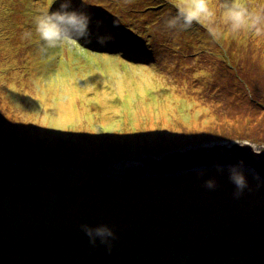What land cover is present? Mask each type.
Wrapping results in <instances>:
<instances>
[{
	"label": "rangeland",
	"instance_id": "1",
	"mask_svg": "<svg viewBox=\"0 0 264 264\" xmlns=\"http://www.w3.org/2000/svg\"><path fill=\"white\" fill-rule=\"evenodd\" d=\"M90 2L100 5V0ZM170 2L174 5V0H115L114 7L106 9L111 20L98 14L101 9L93 10L88 5L83 10L92 17L93 33L95 21L102 20L101 34L111 33L113 39L100 45L93 36L91 47L80 41L42 54L34 26L28 25L40 10H55L59 0H0V6L7 10L5 14L0 11V68L5 71L0 78V139L4 138L10 147H0V179L10 172L4 181L20 188L12 194L0 187V203L9 213L3 219L43 231L55 227L58 217L43 218L47 220L45 225L28 227L27 218L22 217L27 207L34 210L53 203L57 209L68 211L62 214L63 224L60 223L66 233L55 236L34 231L27 234L16 228L14 232L21 239L14 240L7 236L8 230L0 221V264H22L18 263L21 258L24 264H185L186 259L176 256L177 249L187 243L193 247L190 236L194 237V232L188 233L197 225L194 220L181 227L185 243L173 234L165 237L160 230L156 236L148 233L138 238L135 233H122V229H133L134 225L129 226L131 221L134 223L132 217L152 216L153 209L162 210L163 218H173L174 213L168 214L173 211L179 214V202L190 197L188 192H181L183 183L179 182L188 169L224 166L225 177H215L219 190L223 184H232L227 174V165L234 164L231 160H250L264 154V35L231 33L219 23L220 0H210V7L218 14L217 37L201 24L187 30H169L164 20L176 13L175 7L170 10ZM241 3L253 11L264 8V0ZM72 6L80 8V0H72ZM113 20L119 26L110 29ZM29 31L30 38L25 36ZM201 34H207L204 51L196 41ZM212 37L218 42L213 43ZM233 44L242 55L231 62L243 66L221 77L215 68L217 63H223L224 55L217 51V59L211 49L220 46L218 49L223 51ZM130 55L138 59H130ZM15 83L17 87L12 90ZM182 105L193 108L192 122L180 119V123H170V117H176L174 113ZM168 125V131L160 129ZM206 127L210 135L202 132ZM234 133L239 135L233 137ZM160 141L164 144L161 150ZM228 141L229 147L231 143L236 145H226L223 150L216 147ZM252 144L260 149L259 154L253 151ZM51 154L58 158H45ZM160 158L163 161H158ZM65 161L75 171L71 172L73 177L58 176L53 183L69 191L55 195L33 185L31 196L37 199L20 196L28 191L25 179L34 183L40 178V170L35 168L43 164L53 171ZM247 163L246 171L254 170L264 181V171ZM28 165L35 170L24 168ZM84 173L88 175L83 180ZM146 175L163 178L158 181L161 184L148 187L152 180L138 181ZM208 178L211 177L199 179V186ZM110 179L117 183L108 184ZM73 211L90 217L86 222L91 227L106 224L112 228L116 239L111 251L99 238L95 246L90 244L88 237H82V229H77L78 236H70L72 224L66 220ZM258 221H264V208ZM206 226L210 224H203ZM211 237H216L212 230ZM46 240L54 246L35 245ZM167 249L176 257L169 259ZM47 256L57 258L50 260Z\"/></svg>",
	"mask_w": 264,
	"mask_h": 264
},
{
	"label": "trees",
	"instance_id": "2",
	"mask_svg": "<svg viewBox=\"0 0 264 264\" xmlns=\"http://www.w3.org/2000/svg\"><path fill=\"white\" fill-rule=\"evenodd\" d=\"M206 36L207 34H201L196 38L198 45H201L203 51L205 50L204 37ZM212 42L217 43L218 41L212 37ZM218 48H220V46H218L215 50L211 49V54H214L217 59H218V54L220 55L221 53L222 56L224 55V57L222 58L223 63H217L219 66H216L215 68V71L219 76L222 75L221 77H225L226 75H228L226 73L228 70H235L236 67L237 70H240L242 68L243 64L241 65L240 63L233 64L231 62L233 58L241 57L242 55L241 49H239L234 44L227 46L226 49L223 51ZM217 51H219L220 53L219 52L217 53ZM199 54L205 55L204 52H200ZM228 58H230V60H226ZM247 59L250 60L251 57L248 56ZM232 74H235V71H233ZM17 82L18 81H16V83ZM16 83L15 85L17 86ZM200 107L203 106L200 105ZM192 110L193 108L187 107V105L180 106L177 109V111H175L174 113L176 117L173 115L172 117H170L169 119L170 123H175V122L180 123V119L182 122L186 121V123L188 122L191 123L192 122L191 118L193 113ZM184 125L191 126V124H184ZM209 127H211L210 124ZM160 129L162 131H168L169 129H171V127L169 125L160 126ZM207 129L208 128L206 127V129L202 130V132H205V135H210V132H208L209 130ZM36 131H41V130L40 128H36ZM204 137L207 138L210 136H204ZM210 139H217V137H212V138L210 137ZM50 142H52V140ZM161 142L162 141L159 142V148H160L159 150H161V145H164ZM2 146H4L5 149L10 148L4 138H2V140L0 139V147ZM38 153L42 154V151H39ZM53 157L58 158L54 154H51L45 158H53ZM34 164L38 165L37 163ZM52 164L54 166L55 163ZM68 164H69L68 161H65L64 164L61 163L58 169H54L56 170L55 172L54 170L52 171L50 170V168H47L49 165L42 164L40 168H35L33 165L29 166L30 164L28 166H25L24 168L26 169H30V170L36 169L37 171L40 170V178L34 181V183H32L31 180L28 181L27 179H25L24 183L26 184L28 191H26L25 194H22L20 196L22 197L26 196L27 197L26 199L32 198L31 201L37 199L35 198L34 195L31 196V194L33 193L32 191L34 190V188L37 187H41L42 191L44 192L49 191L50 193L55 195L58 194L60 191H62V193L69 191L70 189L68 187L53 183V181L58 176L62 177L63 179L64 178L69 179L73 177L71 172H75V171L70 170L68 166H66ZM246 173L248 172L246 171ZM8 174L9 175H6L2 179H0V182L4 180H8L10 176V172ZM180 174L181 173L179 172V175ZM248 174L250 175V178L247 179L249 181V185L252 188V190L249 191L248 189H245L243 195L239 199H236L233 197V192L235 190L233 184H227V185L223 184L222 186L219 187V190L217 188L213 190H209L204 185L199 186V182H198L199 179L206 177H221L226 175L225 172L219 173L216 171L215 168L208 169V171L205 173L203 177L197 176L193 170H189L187 171V173H182L181 174L182 177L179 180L180 183L181 182L183 183V186H180L183 187L181 189V192L182 190L188 192L190 197L183 200V203L179 202L178 207H180L181 209H177V211L180 213L179 214L176 213L175 215V212L173 211L171 213H168V214L174 213L173 218H163V215H161L162 210H158L157 212L156 209H153L152 214L154 215L152 216L144 218L142 217V215L140 216L139 214V217L137 218L132 217L134 219V223H132L133 221H131L129 226L132 227L134 225L133 229L131 230L122 229V233L125 234L128 232L135 233L138 236V238H144L148 233H150L149 235L150 237L156 236L160 234L159 233L160 230L162 231L161 234L165 235V237H167V235L169 234H173L175 237L180 238L181 242H184L185 237L180 235V233L184 231L181 227L183 225H191L194 220L197 225H194L191 229L192 231L190 230L188 233V234H192L194 232L193 234L194 237H192V235L190 236V242L192 241L193 247H191V243H187L184 244V246H179L177 249L176 256H182V258L186 259L185 264H191V262L192 264H264V221L262 222L258 221V218H260L263 215L264 183H261L260 189H257L255 187L257 181L253 179L250 173ZM17 175L19 176L18 173ZM87 175L88 173L87 174L84 173L81 176V178L83 180L87 179ZM140 177L141 178L138 179V181L141 180L153 181V183L149 184L148 187L154 185H160L161 182L158 181H161L163 179V178L159 179L158 177H154L152 175L149 177L146 175L145 178L142 176ZM76 178L77 177H75L74 179ZM111 183H117V182L111 180L109 181L108 184ZM141 186L142 185H139V188ZM0 187H2L3 190L8 189V191L10 192L12 191V194L20 190V188L15 184H14L15 188H13V186H11L10 183H8V181H4L3 183H0ZM43 189H47V190H43ZM196 190H198V194H196ZM38 203L35 204L40 205ZM45 205L46 206L36 208L34 210L33 209L30 210L31 207L30 206L24 210V212L22 213L23 214L22 217L27 218L26 223L28 227L32 225H35L37 227L41 225H45V222L47 220L44 222L43 218H55L58 217V215H61V213L63 215H66L68 213V211L63 210L64 208L57 209L53 203L50 205L48 204ZM183 207H185L187 211H184V209H182ZM189 209H191V211H188ZM74 214H78V212L73 211L70 217L76 218ZM168 214H166V216H169ZM4 215H9V213H5L4 206L0 203V221H2L1 225L8 230L6 233L7 236H9L11 239L14 240L21 239V236H18L14 232V229L16 228L17 230H24V232H27V234L28 232H33V231L41 232V233L45 232L48 235H52V236H55L58 232H61V234L66 233V229H61L64 227V225H62L63 224L62 220H59L56 222V224H53L55 227L52 226L46 230L38 231L35 229H29L19 226L20 224L18 223L11 222L10 224V221L3 219ZM158 215L160 216L158 217ZM178 215L180 216V218H176ZM79 217L77 221H75V223L77 224L75 229H81L79 227L82 224L85 223L87 224L86 218H90V217H85L82 214ZM203 224L204 226L210 224V226H206L207 227L206 228L203 227ZM249 224L252 225L249 227L247 226ZM211 230L212 232L214 231V233L216 234V237H214V239L211 237ZM256 231L257 234H254V232ZM208 234L211 239H209V237L207 236ZM58 235L60 234L58 233ZM70 236H78L77 230L75 234H71ZM137 241L139 242V240ZM215 241L219 242L218 246L214 245ZM41 243L42 242L39 243L37 242L35 243V245H40ZM46 243L50 245V247L54 246V244L50 241L46 240ZM168 252L170 253L169 255H167L169 259H173L176 257L172 255L171 250L167 249V253Z\"/></svg>",
	"mask_w": 264,
	"mask_h": 264
},
{
	"label": "clouds",
	"instance_id": "3",
	"mask_svg": "<svg viewBox=\"0 0 264 264\" xmlns=\"http://www.w3.org/2000/svg\"><path fill=\"white\" fill-rule=\"evenodd\" d=\"M55 2V0H53ZM90 0H80V8L72 6V0H59V6L44 8L35 14L32 18V24L36 35L39 38L40 52L46 53L48 49L57 48L63 44L76 45L77 42L92 43L93 36L100 45H106L113 39L111 33L101 34L100 29L103 26L102 20L95 21V33L90 25L92 24L91 15L83 9L87 7ZM176 9L175 15H169L164 24L169 30H187L193 24L205 26L208 32L213 36L219 35V24L217 22V11L210 7V0H174ZM220 20L219 23L228 28L231 33H240L242 31L253 32L257 36L264 35V8L258 11L251 10L241 0H220ZM118 22L113 20V27H118ZM26 37H31L32 32L25 33ZM253 151L259 154L260 149L255 144L250 145ZM219 173L225 171L224 166L215 165ZM197 176L203 177L208 171L206 168H197L193 170ZM255 181L258 188L261 178L254 170H247ZM227 174L229 181L234 185L233 197L239 199L245 189L249 191L252 188L246 176V168L243 160L235 164L227 165ZM204 186L213 190L217 187L215 177L204 181ZM82 231L89 238L90 244L96 245L97 239L103 245H106L111 251L112 241L116 239V234L106 224H100L91 227L88 224H82Z\"/></svg>",
	"mask_w": 264,
	"mask_h": 264
},
{
	"label": "bare ground",
	"instance_id": "4",
	"mask_svg": "<svg viewBox=\"0 0 264 264\" xmlns=\"http://www.w3.org/2000/svg\"><path fill=\"white\" fill-rule=\"evenodd\" d=\"M249 2H250V0H249ZM97 3H98V0H97ZM169 5H170V10L172 11V9H173V7H174V5L172 4V2H170L169 3ZM103 7H105L106 8V5H103ZM139 7H140V5H139ZM0 11L3 13V14H5L6 12H7V10H6V8L5 7H2V6H0ZM28 26H33V24H31V25H28ZM22 40V39H21ZM30 40H32V39H30ZM24 48V47H23ZM135 57H137V55H135ZM22 62H23V59L21 60ZM4 74H5V71L2 69V68H0V78H2V77H4ZM10 80L11 78H7L6 80ZM16 85H15V87L12 89V90H14V89H16ZM5 88H6V90L8 89V90H10V88L9 87H7L6 85H5ZM239 129V128H238ZM237 135H239L238 133H234L232 136L234 137V136H237ZM228 140V139H227ZM235 141V140H234ZM236 142V144H243V142H239V141H235ZM225 145H228V144H225ZM241 146V145H240ZM165 189H166V187H165ZM164 189V190H165ZM262 214V213H261ZM81 214L79 213V214H74V216H76V218H72V217H70V218H68L66 221H69V222H71V228H72V231H71V234H75V232H76V230L77 229H75V227H73V224L75 223V221H77V219H78V217L80 216ZM62 213H61V215H58V218H56L57 220H62ZM31 220V219H30ZM29 220V221H30ZM30 223V222H29ZM86 224V223H85ZM252 224H249V225H247V226H251ZM79 228H81V227H79ZM82 237L83 238H87V235L83 232V234H82ZM24 258H21V259H18V263H22V264H24L23 262H24Z\"/></svg>",
	"mask_w": 264,
	"mask_h": 264
},
{
	"label": "water",
	"instance_id": "5",
	"mask_svg": "<svg viewBox=\"0 0 264 264\" xmlns=\"http://www.w3.org/2000/svg\"><path fill=\"white\" fill-rule=\"evenodd\" d=\"M211 140V139H210ZM234 142V141H233ZM236 143V142H235ZM214 144V143H213ZM213 144H212V146H213ZM226 144H228V147H229V141L228 142H226ZM232 145H230L231 147H233V144L234 143H231ZM209 145V144H208ZM222 145V146H221ZM221 145H219V144H217L216 145V147L218 146V147H223L222 148V150L224 149V147H226V145L224 144V142H223V144H221ZM234 145H236V144H234ZM231 147H229V148H231ZM228 151H235L234 149H228ZM220 153H222L221 151H220ZM168 157V156H167ZM140 159H146V158H140ZM235 159V158H234ZM157 160L155 159V161L154 162H156ZM158 161H163L161 158H160V160H158ZM237 161V160H236ZM235 160H231V162L232 163H237ZM243 161H244V164H248L247 162H251L252 164H254V165H256V167H259V168H261L263 171H264V154H262V155H260L259 157H257V158H255V159H250V160H248L247 158H245V159H243ZM247 161V162H246ZM153 162V163H154ZM150 163V162H149ZM195 169V168H194ZM194 169H188V170H194ZM155 170H157V169H155ZM261 170V171H262ZM158 172H160V171H158ZM157 172V173H158ZM160 173H162V172H160Z\"/></svg>",
	"mask_w": 264,
	"mask_h": 264
}]
</instances>
